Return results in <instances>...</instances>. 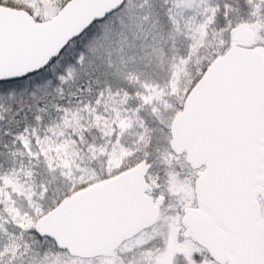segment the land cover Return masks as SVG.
I'll return each instance as SVG.
<instances>
[{"label":"snow or ice","instance_id":"1","mask_svg":"<svg viewBox=\"0 0 264 264\" xmlns=\"http://www.w3.org/2000/svg\"><path fill=\"white\" fill-rule=\"evenodd\" d=\"M0 264H264V0H0Z\"/></svg>","mask_w":264,"mask_h":264}]
</instances>
